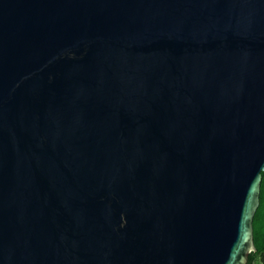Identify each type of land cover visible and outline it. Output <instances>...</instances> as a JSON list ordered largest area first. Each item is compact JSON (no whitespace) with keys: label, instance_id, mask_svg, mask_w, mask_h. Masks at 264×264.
Segmentation results:
<instances>
[{"label":"water","instance_id":"95a60500","mask_svg":"<svg viewBox=\"0 0 264 264\" xmlns=\"http://www.w3.org/2000/svg\"><path fill=\"white\" fill-rule=\"evenodd\" d=\"M264 170V0H0V264H247Z\"/></svg>","mask_w":264,"mask_h":264},{"label":"trees","instance_id":"16d2710c","mask_svg":"<svg viewBox=\"0 0 264 264\" xmlns=\"http://www.w3.org/2000/svg\"><path fill=\"white\" fill-rule=\"evenodd\" d=\"M252 225L256 250L249 253L247 264H264V170L261 171L259 205L254 213Z\"/></svg>","mask_w":264,"mask_h":264}]
</instances>
